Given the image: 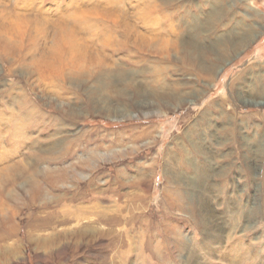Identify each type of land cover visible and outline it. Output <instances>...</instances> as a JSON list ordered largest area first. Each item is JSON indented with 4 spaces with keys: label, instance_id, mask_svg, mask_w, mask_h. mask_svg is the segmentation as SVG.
<instances>
[{
    "label": "rangeland",
    "instance_id": "374dc122",
    "mask_svg": "<svg viewBox=\"0 0 264 264\" xmlns=\"http://www.w3.org/2000/svg\"><path fill=\"white\" fill-rule=\"evenodd\" d=\"M21 1L11 0L8 1V5L13 6ZM53 1L39 0V3L44 5L40 7L41 10L55 5ZM201 1L175 0L173 2L176 6L175 11L178 7L180 11L175 12L176 16H172L169 22L162 20L170 31L168 38L200 45L198 24L204 21L213 8L221 4L236 11V15L229 18L234 19V23L231 28L221 26L218 33L207 41L202 40L203 43L204 41L206 44L213 43L222 35L243 36L252 33L257 36L239 56H233L224 64L223 69L219 68L221 71L217 75L216 82L211 83L207 88L204 85L205 80H198L197 74L176 61L174 55L170 59L148 55L142 58L126 50L103 51L115 60L120 72L133 80V85H124L123 81L122 83L117 81L120 90L116 92L107 87L106 81L100 78V72L93 77H88L74 74L76 71L67 75L63 84L53 79L51 74L38 73L33 77V80H38V87L36 82L30 90L20 70L11 73L7 70V63L0 62V106L3 107H0V110L3 115L6 114L5 116H9L12 120L11 125L6 119L1 121L0 130L4 132H0V171L10 166L25 168L24 177L21 178L18 186L13 188L7 185L5 193L16 192L26 197L24 190L29 187L28 183L36 182L46 190V196L51 200L45 202L48 207L44 205L42 207L39 203L30 206L10 202L13 208L20 212L17 219L12 220V223L16 224L15 232L10 233L9 228L2 232L4 225H0V246L8 244L16 248L22 245L25 249L24 254H19L16 259L10 261L8 258L0 261V264H101L109 248V242L104 238L90 246L86 238L80 245L77 244L78 238H74L70 240L71 244L59 245L48 257H45L42 256L43 251L39 252L38 246L46 238L43 237L39 241L33 235L46 236L53 231H62L67 228L80 230L82 227H87L86 225L90 222L95 224L98 221L99 212L117 208L116 201L120 209L123 204L125 205L127 195L135 191L125 183L118 182L121 173L127 176L125 180L128 183L131 179H139L141 173H151L149 178L143 181L142 186V191L149 196L145 202L146 211H137L139 213L137 217L143 215L142 219L150 221L153 227L155 226L153 224H156V228L162 227L164 223L170 226L175 225L182 229L183 237L186 236L198 242L200 232L193 224V218L190 219L185 213L168 216L158 211L157 206L161 204L164 187L169 185L168 162L171 160L172 151L176 152L175 157L178 160L181 158L180 161L183 162L181 167L174 163L175 172L184 173L189 178L194 177V171L190 170L189 162L184 163L181 155L189 154L194 160L198 158L199 155L194 153L189 140L197 138L193 125L196 123L197 131H199L203 126L199 122L200 117L204 113L214 116L218 127L223 125L216 114L217 104L224 96L231 100L229 110L235 108L231 113L237 117L235 121L238 122L235 138L229 142L231 138L225 139L221 134L213 137L212 134L215 131L211 130L203 143L205 151L211 150L213 159L218 160L221 166L233 165L238 168L245 165L246 153L250 155V149L256 151V145L258 146L260 142L263 145L264 142V120L260 121L252 117L258 112L264 114V102L262 101V105H249L242 102L237 94L230 98L231 92L228 90L230 83H234L232 81L237 75L257 60L264 61V0H214L211 6H206L203 10L199 8ZM62 2V8H64L67 1L62 0ZM125 2H127L126 9L135 13L136 10L134 11L129 5V0ZM133 2L138 4V1ZM154 17L155 20L162 19L159 11H156ZM172 24H175L177 29L171 28ZM87 42L88 45L94 46V41L88 39ZM96 48L97 51L101 50L100 47ZM193 50L191 46L190 51ZM102 75L105 77L104 74ZM203 88H206L204 95L202 97L196 95V91ZM239 88L240 85H236L238 94ZM23 94L27 100L31 101L24 108L23 102L21 107L16 103ZM175 97L184 101L189 98V101L179 105ZM50 100L54 102L51 103ZM146 101L150 102L149 106L146 105ZM99 102L103 104H96ZM108 103L111 105V110H126L130 113L129 116L124 118L120 114L116 115L114 111H109L105 107ZM32 107L35 108L36 112L33 115L37 119L35 122L25 124L22 122L23 118ZM72 108L76 113H70L73 111ZM12 111L15 116L12 115ZM204 132L206 134L207 130L204 129ZM24 133L28 135L27 140L16 139ZM222 139L229 143L220 146L219 142ZM179 144L184 147L185 154ZM231 153H234L232 157L220 159L221 156L223 158ZM166 154H169V157ZM92 156L94 163L92 167L87 166L86 163L82 164V161ZM197 161L202 165V160ZM255 163L264 168V155L256 159ZM45 170H55V174L66 173L65 170H67L68 181L52 186L43 174H39ZM238 174V170H233L231 178L235 179ZM238 182L243 185L248 183L244 179H238ZM255 190L256 187L252 185L246 188L243 199L244 208L253 207L256 199L264 203V197H255ZM27 200L30 202L28 197ZM246 202H249L248 206ZM94 205H98L96 209L92 207ZM215 208L217 215H224L225 210L217 206ZM63 216L66 218L64 219ZM118 216L120 215H116ZM63 220L69 221L63 223ZM96 224L104 231L110 227L104 221ZM243 226L242 224L234 235L235 244L244 243L243 246L252 252L257 251V259L260 262L262 260L264 264V224H258L242 232ZM113 227L121 229L123 226ZM135 229H138V226ZM196 230L197 233H195ZM158 236L161 240L162 237ZM183 260L182 256L176 257L169 264H182ZM155 262H159L158 258Z\"/></svg>",
    "mask_w": 264,
    "mask_h": 264
},
{
    "label": "bare ground",
    "instance_id": "6f19581e",
    "mask_svg": "<svg viewBox=\"0 0 264 264\" xmlns=\"http://www.w3.org/2000/svg\"><path fill=\"white\" fill-rule=\"evenodd\" d=\"M8 1L11 0H0V62L5 61L4 63H7L8 66L7 70L11 73L20 70V73L24 74V79L30 90L36 82L38 87V80H33V77L38 73L51 74L53 79H57L63 84L65 77L75 71L76 75H87L88 77H93L100 72V78L106 81L107 87L113 92L120 90L117 81H121V83L123 81L124 85H133L130 76L120 72L115 60L110 55L104 54L105 50L114 52L126 50L142 58L148 55L170 59L174 55L176 61L181 62L184 67L197 74L198 80H205L206 84L204 85L207 88L211 83L216 82L217 75L221 71L219 68L223 69L224 64L233 56H239L257 37L252 33L243 36L231 34L222 35L213 43L207 42L208 44H206L205 41L203 43L202 40L207 41L218 33L221 26L231 28L234 23V19L229 18L234 17L236 11L223 4L213 8L204 21L198 24L197 32L202 39L198 38L200 45H193L167 37L170 31L167 30L162 20L169 22L172 16H176L175 12L180 11L179 7L177 11L174 9L176 7L173 4L175 0H129V5L133 7L134 11L136 10L135 13L126 9L127 2L125 0H66L64 8H62V0H54L55 5L42 8L43 10L40 7L44 5L39 3V0H22L13 6H9ZM133 1H138V4L136 5ZM213 1L202 0L199 8L203 10L204 7L211 6ZM167 9L169 10L167 11ZM156 11L161 14V20H155ZM175 26L172 24L170 27L177 29ZM88 39L95 42L93 47L88 45ZM191 46L193 51H190ZM96 47H100L101 50L97 51ZM232 82L234 83H230L228 89L231 92L230 98L237 94L238 98L246 104L262 105V101L264 102V61L257 60L237 75ZM236 85H240L239 94ZM206 88L197 90L196 95L202 97ZM123 95L128 96V94ZM189 96L191 97V95ZM174 99L179 102V105L189 101V98L187 101L176 97ZM22 102L24 108L31 101L27 100L23 94L22 98L17 100V106L21 107ZM49 102L53 103L54 100ZM96 104L102 105L103 103ZM146 105L149 106L150 102L146 101ZM230 105L231 100L225 96L217 104L216 116H219L223 123L222 126L216 125V118L210 113H204L200 117L199 122L203 126L201 128L198 126L199 131H197L196 123L193 125L197 138H192L189 141L193 146L194 153L199 155L198 158L195 157L194 160L191 155L185 154L184 147L179 144L185 154L181 157L184 163L185 161L189 162L190 170L194 171V177L189 178L184 173L175 172L174 163L181 167L183 162L180 161L181 158L178 160L175 157L176 152L172 151L171 160L168 162V166H170L167 176L169 185L164 187L161 204L157 206L160 209L158 211L168 216L185 213L190 219L193 218V224L200 232L198 242L186 236L183 237L184 232L175 225L170 226V224L164 223L162 227L156 228V224H153L155 225L153 227L150 221L142 219L143 215L140 217L138 215V218L137 211H146L145 202L149 196L148 193L142 191V186L143 181L147 180L151 173H141L139 179H131L129 183L125 180L127 176L121 173L118 182L125 183L135 190L127 195L125 205L123 204L118 209L119 203L116 201V209L101 210L95 224L90 222L86 225L87 227H80V230L67 228L62 231H53L46 236L34 234L33 236L39 241L43 237L46 238L38 246L39 252H44L42 256L48 257L57 246L69 244L70 240L74 238H78V245L83 244L86 238L89 246L104 238L109 242V248H106L105 259L101 264H169L173 258H180V256L184 259L182 264H263L262 260L260 262L257 259V251H255L256 253L252 252L243 246L244 243L235 244L234 235L237 234V230L242 224L244 225L242 232L258 224H264V203L261 200H255L253 207H250L252 210L244 208L243 204L245 190L250 185L256 187V198L264 197V168L255 163L256 159L264 155V142L263 145L261 142L258 146L255 144L256 151L250 149L251 158L246 153L245 165L238 168L233 165L223 167L218 164V160L213 159L212 151H205L203 144L211 130L215 131L214 134L211 133L213 137L221 134L225 139L231 138L228 140L229 142L234 140L238 122L235 121L237 117L231 114L235 108L229 110ZM105 107L109 111L111 110L110 103L105 104ZM30 109L29 113L24 114L25 119L23 118L22 122L25 124L35 122L37 119L33 115L36 112L35 108ZM1 111L0 127L3 119H6L7 123L11 125L12 120L9 116H5V113L3 115ZM111 111L124 118L130 114L126 110L112 109ZM70 113L74 114L76 111L73 110ZM14 114L12 111L13 116H15ZM252 117H256L260 121L264 120L263 112H258ZM204 129L207 130L206 134H204ZM0 132L3 133L4 130H0ZM16 139L27 140L28 135L24 133ZM228 143L227 140L222 139L219 145L225 146ZM232 154L234 153L223 158L221 156L220 159L232 157ZM166 155L169 157V154ZM197 160H202V165L198 164ZM84 163L92 167L93 156L82 161V164ZM28 167H32V165H28ZM233 170H238L239 174L235 178L237 180L231 178ZM65 171L66 173L55 174V170H45L39 174H43L49 184L56 186L58 183L68 181V171ZM261 171L263 172L261 173ZM24 173L25 168L20 169L15 166L6 167L0 171V225H4V228L1 227L2 232L8 228L10 233L15 232L16 224L12 223V220L17 219L20 210H15L12 204L24 203L31 206L39 203L41 206L48 207L45 202L51 201L46 196V190L36 182L28 183L29 187L24 190L26 197H22L16 192L5 193L7 185H11L13 188L18 186L17 184L24 177ZM238 179L247 180L248 183L243 185L238 182ZM248 203L246 202L247 206ZM97 206L92 207L96 209ZM215 206L225 210L223 216L216 214ZM116 215L120 216L116 217ZM65 216L67 215L65 214ZM67 221L69 220L62 222ZM100 221L110 225L109 229L104 231L98 228L96 223ZM115 225L123 227L121 229L114 228ZM136 226L138 229H135ZM158 235L162 237L161 240ZM20 246L15 248L14 245H1L0 261L8 258L11 261L16 259L19 254H24L25 247ZM157 258L159 262H155Z\"/></svg>",
    "mask_w": 264,
    "mask_h": 264
}]
</instances>
